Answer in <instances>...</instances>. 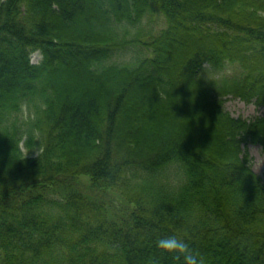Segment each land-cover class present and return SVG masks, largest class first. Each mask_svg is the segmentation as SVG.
I'll return each mask as SVG.
<instances>
[{"label":"trees","instance_id":"1","mask_svg":"<svg viewBox=\"0 0 264 264\" xmlns=\"http://www.w3.org/2000/svg\"><path fill=\"white\" fill-rule=\"evenodd\" d=\"M147 12L166 25L143 59L103 66ZM229 95L264 104V0H0V264H183L156 247L172 235L264 264V118Z\"/></svg>","mask_w":264,"mask_h":264},{"label":"rangeland","instance_id":"2","mask_svg":"<svg viewBox=\"0 0 264 264\" xmlns=\"http://www.w3.org/2000/svg\"><path fill=\"white\" fill-rule=\"evenodd\" d=\"M166 25L164 17L157 12H147L145 17L140 20L135 25L129 23H121L118 26V31L121 37L127 39H137L139 40L138 44L131 46H126L125 48H117L113 54L102 61L103 66L107 65H126L130 67L136 66L141 59L146 55V51L141 45L142 41L147 40L151 35L155 34L161 28ZM39 52L33 53L31 60L33 63H38L41 59ZM232 69L225 70L224 72H231ZM224 74L223 71H221ZM220 70H210L209 67H206L203 70V78L205 82L210 81L211 79H219L222 74ZM223 100V108L227 111L233 118L242 117L248 120H255L259 117L264 118V104L258 105L253 102H245L240 98L229 96H221ZM29 111L27 108L24 109V112L21 114V118L26 121L28 119ZM35 151L40 153V149L35 146L34 148L27 149L22 147L23 154L25 156H37ZM247 150L250 155V165L254 173L261 178L264 182V151L260 145L248 144ZM183 177V171L178 166L172 165L168 167L165 171L162 172L159 178H156L158 182L167 184L170 181V184L178 183Z\"/></svg>","mask_w":264,"mask_h":264},{"label":"clouds","instance_id":"3","mask_svg":"<svg viewBox=\"0 0 264 264\" xmlns=\"http://www.w3.org/2000/svg\"><path fill=\"white\" fill-rule=\"evenodd\" d=\"M34 152L39 157L40 153L35 150ZM156 247L162 253L171 254L175 260L183 258V264H203L202 259H198V254H194L189 243L175 235L159 238Z\"/></svg>","mask_w":264,"mask_h":264}]
</instances>
